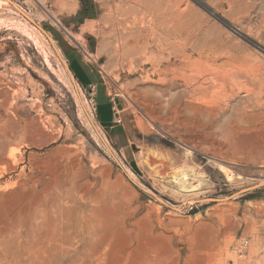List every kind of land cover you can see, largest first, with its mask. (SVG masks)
<instances>
[{
  "label": "rangeland",
  "instance_id": "rangeland-1",
  "mask_svg": "<svg viewBox=\"0 0 264 264\" xmlns=\"http://www.w3.org/2000/svg\"><path fill=\"white\" fill-rule=\"evenodd\" d=\"M263 110L264 0H0V264H264Z\"/></svg>",
  "mask_w": 264,
  "mask_h": 264
},
{
  "label": "bare ground",
  "instance_id": "bare-ground-1",
  "mask_svg": "<svg viewBox=\"0 0 264 264\" xmlns=\"http://www.w3.org/2000/svg\"><path fill=\"white\" fill-rule=\"evenodd\" d=\"M160 18V17H159ZM158 18V19H159ZM157 19V18H156ZM160 20V19H159ZM163 20V19H162ZM167 20V19H166ZM165 21V20H164ZM161 23V22H160ZM163 23V22H162ZM141 24V23H140ZM164 24H166V21H165V23ZM173 25V24H172ZM156 26H158V25H156ZM165 26V25H164ZM168 26V25H167ZM171 27V26H170ZM175 27V26H174ZM160 29V28H159ZM137 30V29H136ZM175 31V30H174ZM169 32V31H168ZM146 33V32H145ZM130 34V33H129ZM125 35H127V34H124V36ZM128 36H130V35H128ZM132 36V37H131ZM130 37H131V39L129 40H124V41H126L127 43H125L124 44V46H125V49H124V51H123V57H124V59H126L127 61H128V63L131 65H133V63L135 64H140V65H142V64H145V63H148V64H151L152 65V69L154 70V71H156V73H157V75L160 77V82H162L163 84H165V85H167V86H170V84H172V83H174V82H176V81H182L184 84H185V86L187 87V85L189 86H191L192 87V82L193 83H198V82H200V83H198V86H195V87H193L192 88V92L191 93H193V92H195V91H197V92H201L202 93V95H204L205 97L204 98H206V94H207V91H206V88L203 86H201V85H205V84H207L208 83V81H209V79L207 78V76H209V74H211L210 72H211V70H210V72H208L209 71V69H208V71H205V72H201L197 67H196V61H192V62H194V64L195 65H193L192 64V66H190L188 69H186V67H187V64H189V63H187V64H184L183 66H181V67H179L178 69H176L175 71L174 70H172L171 68H174V67H171L170 68V66H169V56L170 55H173L174 57H176V58H179V59H181V58H183L184 56H185V50L183 51V50H181V49H179V50H176L175 48H171L170 47V43H169V40H168V38L165 36V35H163V31H160V32H155V31H153V32H151V31H149L148 33H146V34H143V33H141L140 31H134L133 33H132V35H131ZM123 37V36H122ZM122 39V38H121ZM125 39V38H124ZM171 40V39H170ZM123 42V41H122ZM120 43V42H119ZM121 46H122V44H121ZM124 46H122V47H124ZM120 47V46H119ZM122 47H120V49L122 48ZM188 56V55H187ZM194 57V56H193ZM195 60V59H194ZM200 60V59H199ZM185 61H187V60H185ZM189 62V61H188ZM200 62H201V60H200ZM208 62V61H207ZM178 63V62H177ZM183 63V62H182ZM190 63H191V59H190ZM197 63H199L198 62V60H197ZM203 63H205V62H203ZM135 64V65H136ZM176 63H174V65H175ZM203 65V64H202ZM142 67V66H141ZM212 67V66H211ZM216 67V66H215ZM220 67V66H219ZM219 67L217 66V68L219 69ZM212 69V68H211ZM223 69V68H222ZM186 70L187 71H189V73H187L186 72ZM204 70V69H203ZM213 70H216V69H213ZM213 70H212V72H213ZM219 71V70H218ZM217 72V71H216ZM220 73H221V70H220ZM226 73V72H225ZM212 74H214V73H212ZM222 74V73H221ZM221 74H218L217 76H221ZM203 75H205V77H203V80L201 81H199V79L203 76ZM225 75H228V74H225ZM224 75V76H225ZM212 76V75H211ZM210 76V77H211ZM223 76V75H222ZM221 78V77H220ZM219 78V80H220V82L221 83H224L225 81H224V79H220ZM215 79V78H214ZM212 79H210V81H211ZM213 82V81H212ZM210 83V82H209ZM232 83V82H231ZM234 83V82H233ZM192 84V85H191ZM200 84V85H199ZM211 84H213V83H211ZM236 84V83H235ZM173 85V84H172ZM176 85V84H175ZM238 85V84H237ZM245 85V84H244ZM260 85V84H259ZM178 87H179V85H177ZM207 86V85H206ZM218 86V85H217ZM235 87H237L236 85H234ZM172 87V86H171ZM220 86H218V88H219ZM230 87V86H229ZM163 88V87H162ZM161 88V89H162ZM211 88V87H210ZM238 88V87H237ZM164 89V88H163ZM170 89H172V88H170ZM183 89H185V88H183ZM229 89V88H228ZM240 89V88H239ZM244 89V88H243ZM251 89V88H250ZM168 90V89H167ZM179 90V89H178ZM188 90V89H187ZM215 90H216V88H215ZM219 90V89H218ZM240 90H242V89H240ZM245 90H246V88H245ZM165 91V90H164ZM173 91V90H172ZM176 91V90H175ZM220 91V90H219ZM224 91V90H223ZM248 91V90H247ZM251 91V90H250ZM256 91V90H255ZM167 92H169V91H167ZM214 92V91H213ZM229 92V91H228ZM243 92H244V90H243ZM252 92H254L253 90H252ZM170 93V92H169ZM204 93H206V94H204ZM209 93V92H208ZM216 93V95L219 97H222L221 96V93H220V95H218L217 94V91L215 92ZM219 93V92H218ZM231 93H232V96H234V94H233V92L231 91ZM239 93V92H238ZM255 93V92H254ZM165 94V93H164ZM168 94V93H167ZM200 94V93H199ZM229 94V93H228ZM175 95H177L176 93H175ZM194 95H195V93H194ZM224 96H225V94H223ZM229 95H231V94H229ZM247 95L248 94H246V97H247ZM250 95V94H249ZM255 95V94H254ZM166 95H164V97H165ZM168 96V95H167ZM190 96V99L191 100H193V101H195L196 100V98H193L192 97V94H190L189 95ZM197 96V95H196ZM210 96V95H209ZM236 96V95H235ZM262 96V95H261ZM200 97V96H199ZM229 97V96H228ZM249 97V96H248ZM160 98H162V97H160ZM165 98H167V97H165ZM229 98H231V97H229ZM189 99V98H188ZM157 100V99H156ZM160 100V99H159ZM165 100V99H164ZM215 100H217L216 99V97H215V95H214V93H213V95L209 98V101H215ZM219 100H222V99H219ZM224 100H225V97H224ZM200 101V100H199ZM227 101V100H226ZM166 102V101H165ZM168 102H169V100H168ZM192 102V101H191ZM216 102V101H215ZM222 102V101H221ZM224 102V101H223ZM177 103V102H176ZM181 103V102H180ZM227 103V102H226ZM221 104V103H220ZM170 105V104H169ZM178 105H180V104H178ZM177 105V106H178ZM181 105H182V103H181ZM184 105V104H183ZM196 105H198V104H196ZM218 105V104H217ZM222 105V104H221ZM167 106V105H166ZM188 106V105H187ZM227 106V105H226ZM261 106V105H260ZM189 107H191V106H189ZM188 107V108H189ZM209 107V106H208ZM222 107V106H221ZM250 107V106H249ZM253 107V106H252ZM170 108V107H169ZM181 108V107H180ZM185 108V107H184ZM183 108V109H184ZM193 108V107H192ZM223 108V107H222ZM226 108V107H225ZM194 109V108H193ZM211 111H213L212 110V108H209ZM221 109V108H220ZM247 109H249V108H247ZM182 110V109H181ZM180 110V111H181ZM196 110V109H195ZM198 110V109H197ZM219 110V109H218ZM179 111V110H178ZM202 111V110H201ZM221 111V110H220ZM264 111V110H263ZM176 112H177V110H176ZM190 112H191V110H190ZM214 112V111H213ZM171 113V112H170ZM174 113V112H173ZM172 113V114H173ZM180 113V112H179ZM195 113V112H194ZM204 113H205V111H204ZM203 113V114H204ZM211 113V112H210ZM178 114V113H177ZM207 114H209L208 112H207ZM213 114V113H212ZM212 114H209V115H212ZM208 115V116H209ZM213 116H214V114H213ZM212 116V117H213ZM168 117H169V115H168ZM192 118V117H191ZM211 118V117H210ZM29 130V129H28ZM9 136V135H8ZM11 136H12V134H11ZM10 137V136H9ZM11 154H12V152H11ZM82 196V195H81Z\"/></svg>",
  "mask_w": 264,
  "mask_h": 264
}]
</instances>
